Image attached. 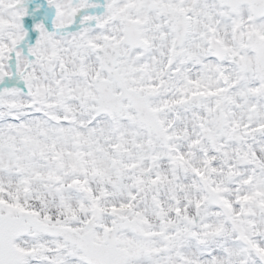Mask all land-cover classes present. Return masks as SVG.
I'll return each instance as SVG.
<instances>
[{
    "label": "snow or ice",
    "instance_id": "obj_1",
    "mask_svg": "<svg viewBox=\"0 0 264 264\" xmlns=\"http://www.w3.org/2000/svg\"><path fill=\"white\" fill-rule=\"evenodd\" d=\"M0 264H264V0H0Z\"/></svg>",
    "mask_w": 264,
    "mask_h": 264
}]
</instances>
